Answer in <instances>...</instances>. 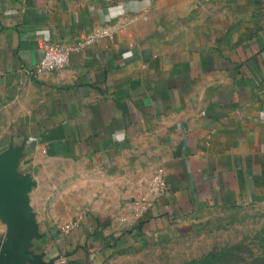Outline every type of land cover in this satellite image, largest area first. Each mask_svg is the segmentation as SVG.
Wrapping results in <instances>:
<instances>
[{"label":"crops","instance_id":"0c3cea01","mask_svg":"<svg viewBox=\"0 0 264 264\" xmlns=\"http://www.w3.org/2000/svg\"><path fill=\"white\" fill-rule=\"evenodd\" d=\"M102 27L114 38L29 75L46 43ZM10 144H24L21 173L75 160L124 192L59 225L28 192L42 262L26 264L141 262L203 209L264 203V0H0V151ZM158 167L167 189L137 219L127 198ZM8 229L0 210V252Z\"/></svg>","mask_w":264,"mask_h":264},{"label":"rangeland","instance_id":"374dc122","mask_svg":"<svg viewBox=\"0 0 264 264\" xmlns=\"http://www.w3.org/2000/svg\"><path fill=\"white\" fill-rule=\"evenodd\" d=\"M81 172L75 160L36 159L34 172L28 173L37 181L29 192L39 216L56 218L59 225L92 211L115 209L124 192L108 190L107 177L97 183ZM152 174L146 190L127 198L137 219L146 213L138 214L137 208L149 194ZM150 196L149 207L156 195ZM145 247L149 251L141 255V262L133 255L130 264H264V203L203 209L182 233Z\"/></svg>","mask_w":264,"mask_h":264},{"label":"water","instance_id":"95a60500","mask_svg":"<svg viewBox=\"0 0 264 264\" xmlns=\"http://www.w3.org/2000/svg\"><path fill=\"white\" fill-rule=\"evenodd\" d=\"M23 148L24 144H10L0 151V210L9 224L0 264H26L28 260L42 262V254L30 249L33 237L41 233L28 196L37 181L29 173L18 170Z\"/></svg>","mask_w":264,"mask_h":264},{"label":"built area","instance_id":"2783aa9c","mask_svg":"<svg viewBox=\"0 0 264 264\" xmlns=\"http://www.w3.org/2000/svg\"><path fill=\"white\" fill-rule=\"evenodd\" d=\"M114 30L102 27L97 30H94L84 36L83 38L78 39L74 44L62 45L57 42H48L44 46V53L42 58L30 69L29 75L32 78H39L45 72H50L57 70L63 67H66L69 63L70 54L74 50L83 48L86 44L95 42L103 37L114 38ZM167 189V182L164 176V169L158 167L154 170L150 183L148 186L149 194L145 196L142 200V203L137 208V213H142L147 211L149 208L150 195H158L163 193ZM77 224V221H72L62 225L63 230H69L71 227Z\"/></svg>","mask_w":264,"mask_h":264}]
</instances>
